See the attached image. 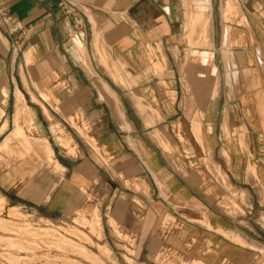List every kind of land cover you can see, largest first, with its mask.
<instances>
[{"label": "crops", "instance_id": "crops-1", "mask_svg": "<svg viewBox=\"0 0 264 264\" xmlns=\"http://www.w3.org/2000/svg\"><path fill=\"white\" fill-rule=\"evenodd\" d=\"M68 2L74 6L73 13H67L60 0H0L9 15L6 21L0 20V127H9L13 121L11 132L16 131L19 92L29 109L20 119L22 126L31 118L35 132L46 137L53 150L38 148L46 153L47 165L36 162L31 168L0 174L8 181L9 200L15 198L49 217H61L80 207L84 189H93L98 180H105L113 194L114 217L132 232L144 234L148 251L155 253L166 247L206 264H264L258 249H264L263 221L250 209L235 214L221 209L209 192L210 187L216 190L220 186L214 171L221 164L201 160L209 151L193 149L185 129L194 112H202L209 150L219 158L224 157V151L230 154L231 167L224 158L223 164L233 173L244 168L235 159L240 151L230 147L222 135L224 127L241 121L240 116L229 119L227 114L222 118L214 114L217 102L233 104L237 111L240 102L215 97L210 102L206 85L200 100L188 103L180 79L188 67L177 64L190 40L188 26L199 31L194 41H203L197 25L204 24L201 29L208 26L205 21L197 22L199 19L191 23V18L188 24L194 8L196 13H211V36L214 45L221 47L225 0ZM258 2L264 5V0L236 2L247 20L243 31L238 30L233 37L246 42L235 47L238 65L242 53L248 58L257 52L264 55L256 29ZM238 28L235 25V30ZM80 46L86 48L87 57ZM201 51L214 53L206 46L193 48L201 64L203 55L207 56ZM84 57L89 58L88 64L85 62L89 67L84 65ZM164 58L166 65L161 61ZM54 73L60 82L48 80ZM71 118L89 124L86 134L105 150L110 163L100 165L92 156L91 145ZM61 129L76 139L79 155L66 151L72 146V136L64 134L69 145L60 143L57 134ZM3 134L0 132V137ZM25 141H29L26 148L37 149L32 138ZM242 154L246 155L245 151ZM127 180H140L147 190L129 188ZM168 215L174 218L172 224L163 223ZM134 216L144 220L131 224L129 218Z\"/></svg>", "mask_w": 264, "mask_h": 264}, {"label": "rangeland", "instance_id": "rangeland-1", "mask_svg": "<svg viewBox=\"0 0 264 264\" xmlns=\"http://www.w3.org/2000/svg\"><path fill=\"white\" fill-rule=\"evenodd\" d=\"M236 2L237 0H235V5L229 15H224L223 18L226 21L224 30L226 26H229L230 28V36H228L229 38L227 41L230 45L227 47L230 48L223 46V42L220 45L221 47H217L215 45L212 47L211 45V49L214 51V54L213 56H210V60L212 61L207 65H202L199 56L192 53L193 48L198 49L201 46H206L207 48L210 47L204 43L206 42L204 40H206L205 37L207 36L206 30H211V25L209 23L211 16L208 17L207 15L205 18L203 17L204 19H199L197 22L206 21L208 22L209 27L207 26L201 29L202 27L200 28L197 25L196 28V30H201L200 34L202 33L204 40L197 41L195 44L189 40L185 56L177 58V64L181 67H188V73L180 75V79L184 83V88L186 90L185 100L188 103L200 100V94L206 85L209 87L207 100L210 102L214 99L213 97L231 99L234 104H238L240 102L238 107L239 111H237V107L233 104L230 107L226 104L219 105L217 102L214 114L217 115L218 118H222V115L225 116L227 114L229 119L236 115L240 116L241 121H236V123L233 121V123H230L228 127H224L222 135H224V141L228 143L230 147H232L236 152L240 151V155L238 154L235 159L236 161L244 164V168L239 172L234 171L233 173L231 170L225 168L226 166L223 164L225 159L226 165L231 167L233 159L230 154L224 151V157L219 158L214 155L213 151L209 150V147L205 142V125L204 120H202L203 114L201 111V113L197 110L194 112L192 120L185 123V129L190 135V145L193 149L197 151H201V149L209 151V155H207L206 158L202 157L201 160L211 164L214 162L221 164V166H219L221 168H219L217 172L214 171L215 173H218L217 176L220 188L218 187L216 190L213 187L209 188V192L215 195V200L217 199L216 202L221 209L226 212L229 211L233 214L238 212L242 213L244 210L250 209L256 213L257 217L260 218L261 221H263L264 55L262 56L259 52H257L255 57L248 58L242 53L239 59L240 63L239 65L237 64V59L234 56L236 55L235 47H238L239 45L244 46L246 42L241 39L234 40L233 37L234 33H237L238 30H240V32L243 31V26L247 24V20L243 12L238 10ZM259 3L260 2L257 4L255 16L257 19L256 29L258 38H261V40L259 39V42L261 47L264 49V5ZM240 13H242L241 18L239 17ZM234 24L236 27L241 29L238 28L235 30ZM188 28L190 31L191 28L189 26ZM189 31V38H194L199 32L194 31L193 35L190 36L192 33ZM258 49H261L260 45H258ZM80 51H82L83 55L87 57L88 54L86 48L80 46ZM88 61H90L89 58H85L83 63L85 66L89 67V65H87ZM157 61L159 60H156V62ZM161 61L164 65H166L165 58ZM153 62V64L156 63L155 61ZM214 64L219 68L217 76L212 75V66ZM161 65L162 63H160V66L157 65V67L162 68L163 66ZM237 69L238 71L236 72ZM244 69L250 70L245 73ZM201 71L206 73L205 76L200 75ZM48 80H57V82L61 81L59 75L56 73L50 75ZM217 82H219V90L218 93L214 95L212 88L213 85L215 86V84H217ZM11 108L12 107H8V110ZM71 119L72 123L78 130L81 131V134L84 135L87 143L91 145L92 156L99 161L100 165L105 166L106 163H110V158L105 154V150L99 147L95 141L90 139L89 135L86 134L89 129V124L83 119H81V123L75 122L73 118ZM31 121L32 119L29 118L28 121L23 123L20 131L16 130L13 138L9 140L12 141V144L9 145L11 147L0 146V174L8 172L10 169L20 167L22 170H25V168H31L33 165H36V162H43V164L45 163L47 165V156L44 151L38 148L29 150V148L25 147L26 142L29 143V141H25L27 137L32 138V144L37 140V138H40V136L35 132L34 124ZM1 124L2 122H0V126ZM13 125L14 122L12 121L9 127L7 126L5 128V125L0 127V132L5 133L0 137V143L4 140L7 134L12 131ZM24 126L26 127L28 133L25 132ZM208 126L211 125L208 124ZM178 128L182 132L185 130L181 124H178ZM61 134L73 137L72 134L66 132V129H61ZM72 139V146L67 147V150H65L70 155H79V152H77L78 143L74 137ZM51 141L54 143L53 140ZM244 151L246 155L242 154ZM23 156H27V158L32 159L33 162L28 161L27 158L23 159ZM43 164L41 165L42 167L46 166ZM209 172L212 173V170L208 171V173ZM139 182L140 180L137 182L127 180L126 185L129 188L134 187L139 190H147L146 188L144 189ZM6 183H8V181H3L0 177V193L7 198V202H5L4 199L0 197V264H16V262L10 259V252L14 254L18 251L25 254L26 251H29L27 249L12 248V243L14 241H10L11 237L17 238L19 236L21 222H30L36 228H41V226H50L59 229L60 232L67 235H69L70 232L65 230L66 226L64 225L68 223L72 224L73 227L70 228L74 230L77 228L84 230V234L88 235V239L81 236L79 237L77 234H70L69 236L77 243L84 244L90 248L99 257V262H97V260H91L82 253L70 250V248L61 249L57 246H51L45 243V245L38 247L37 249V251L42 253V256L38 258L39 264H100V261H102V264H129V262L130 264H133V261H135V264H206L202 260L188 257L176 250H169L166 247L158 249V251L156 250L155 253L148 251L146 249L147 242L144 244L145 235L132 232L127 225L122 224L119 219L114 217L111 212V200L113 198V194L110 192V186L105 180H101L100 182L98 180L96 187H93V189L86 188L83 190L84 201H82L80 207L70 210L61 217L56 216L54 218L45 215V212L43 213V211L36 209L30 203H19L15 198H13V200H9V188ZM114 185L116 186V184ZM95 211L99 214V216L96 215V217H98L97 219H99V222L102 225V231L104 232L100 235L97 231H92L90 222L84 223L79 221L81 220L80 218L82 214H86L89 219L95 218L91 215ZM112 218H114L115 221ZM129 220L131 221V224H136L139 221L142 222L144 219L134 216L129 218ZM146 220L147 219H145V221ZM166 222H171L172 224V222H174V218L171 215H168L164 219L163 223ZM29 237L33 238L31 235ZM25 241H27V239ZM107 245L109 247H107ZM102 247H107L106 250L108 252L103 251V253ZM258 249L260 250L261 255L264 256V249L259 247ZM67 255L70 257H67Z\"/></svg>", "mask_w": 264, "mask_h": 264}, {"label": "bare ground", "instance_id": "bare-ground-1", "mask_svg": "<svg viewBox=\"0 0 264 264\" xmlns=\"http://www.w3.org/2000/svg\"><path fill=\"white\" fill-rule=\"evenodd\" d=\"M234 4H235V0H225V3L223 5L224 6V15H229L230 11L233 9ZM207 15H208V17L211 16V13L210 12L208 13L207 10H203V12H201V13H198V12L196 13L193 10V11H191V13L189 15L188 24H190V20H189L190 18H191V23H195L196 19L197 20L198 19H204L205 16H207ZM206 20H208V19H206ZM199 23H201V22H199ZM205 23H206V21H205ZM209 23H210V21H209ZM202 26H204V24ZM193 31H195L194 27H192L189 32H191L193 34ZM210 31L211 30H209V29L206 30V35H207L205 37L206 40L203 39L204 41H206L204 43H206L208 46H210L209 48H211V45H212V47L214 46V42H213V39L211 37L212 34H211ZM228 36H230V28H229V26H226L225 30H224V40H223V46H225V47L230 46L229 43H227L228 38H229ZM190 40L194 44L197 42V41L192 40V38H190ZM227 48H230V47H227ZM200 53L207 55V56L203 55V57H202V65H206L207 63L212 61V60H210V58H211L210 56H213V54H214L213 52H209V51L203 52V51H201ZM156 64L158 66H160V62H158ZM218 71H219L218 66L214 64L212 66V75L217 76ZM200 75H201V73H200ZM218 88H219V82H217V84H215V86H214V90H213L214 95H216V93H218ZM24 104H25V102L22 99V96L20 95V93L18 92V101H17V106H16V110H15V118H14L15 123H16L15 126H16V130L17 131H20V128H22V124H21V120L20 119L22 118V116L25 113L24 110L27 109V111H29L28 107L25 106ZM199 123H200V121H199ZM15 132L16 131L13 130V132L10 133L4 139V141L0 144V146H8V145H10L11 141H9V140L11 138H13ZM57 138H58V140L60 141V143L62 145H64V146L69 145V140H68V138H66L64 136V134H61V133L57 134ZM33 146L35 148H46L50 152L53 151L52 150V146L50 145V142H49V140L46 137L37 138V140L33 143ZM0 197L2 199H4L5 202H7V198L4 195H2L1 193H0ZM23 207H24V205H23ZM96 210H98V209H96ZM91 215H92V217H95V218L89 219L86 214H82L81 218H80L81 220H79V221L84 222V223L90 222L92 231L93 232L97 231V233L100 235L103 231H102V225L99 222V219H97L98 217H96V215L99 216V214H98L97 211H95ZM263 218H264V216H263ZM263 222H264V220H263ZM64 226H66L65 230L70 232V234H77V235H79V237L81 236L83 238H87L88 239V235L86 234L87 235L86 236L84 234V230H81L79 228L74 230V229L70 228V227H73V225L69 224V223L64 225ZM30 235L33 236V238L29 237ZM69 235H67L65 233H62V232H60L59 229L53 228V227H50V226H41V228H36L30 222H21L19 236L17 238L11 237L10 241H14L12 243V245H13L12 248L27 249L29 251H26L25 254H22L21 252H18V251L15 252L14 254H12L10 252V259L12 261L16 262V264H39L38 263V258H40L42 256V253L40 251H37V249H38V247H42L43 245H45V243H47V244H49L51 246H57V247H59L61 249L70 248V250H72V251H75V252H78V253H82L83 255L88 257L89 259L97 260V262H99L98 261L99 257L90 248H88L84 244L77 243ZM228 235H230V234H228ZM233 237H235V236L233 235ZM26 239H27V241H25ZM236 239H238L240 241H243V242H246L243 238L238 237V236L236 237ZM249 243H251V242H249ZM107 247H109V246L107 245ZM107 247L106 248L102 247V249H103L102 252L103 251H107L106 250ZM109 254H111V253H109ZM67 257H70V256L67 255ZM64 259H67V258H64ZM100 264H102V261H100ZM129 264H130V262H129ZM133 264H135V261H133ZM140 264H142V263H140Z\"/></svg>", "mask_w": 264, "mask_h": 264}, {"label": "built area", "instance_id": "built-area-1", "mask_svg": "<svg viewBox=\"0 0 264 264\" xmlns=\"http://www.w3.org/2000/svg\"><path fill=\"white\" fill-rule=\"evenodd\" d=\"M60 4L64 7L67 13L74 12V6L68 0H60ZM8 10L4 5H0V20L6 21L8 19Z\"/></svg>", "mask_w": 264, "mask_h": 264}]
</instances>
